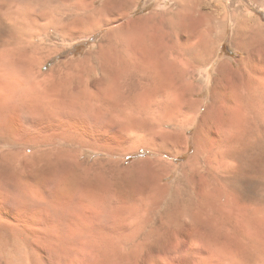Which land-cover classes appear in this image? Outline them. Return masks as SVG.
<instances>
[{
	"label": "rangeland",
	"instance_id": "1",
	"mask_svg": "<svg viewBox=\"0 0 264 264\" xmlns=\"http://www.w3.org/2000/svg\"><path fill=\"white\" fill-rule=\"evenodd\" d=\"M16 1L20 4L23 0ZM220 1L228 6L233 0ZM164 5V9L172 11L176 0H138L129 14L132 20L140 19L136 28L143 24L154 28L149 31L152 37L147 34L149 48L143 53L137 52V57L157 60L155 70L160 72L155 82L159 83L150 87L145 86L151 76L147 70L138 69L126 74V78H117L112 67L97 61L101 43L106 45L104 38L109 28L63 40L57 27L43 22L39 28L47 40L43 45L44 54L51 56L41 73L46 78L45 83L35 86L31 84L34 73L31 65L24 63L26 57H20L17 52L14 25L0 13V83L14 78L20 83V89L11 97L0 94V132L7 123L1 117L6 106L10 109L14 105L24 130L36 124L43 127V134H52L51 143L39 149L65 151L49 155L50 165L42 174L41 189L33 187V193L24 200H4L0 194V227L5 230V237L0 241V264H12L13 257L17 259L15 264H84V260L88 264H148L155 255L168 264V254L177 258L174 254L187 240L182 226L191 220L183 213L186 205L192 206L198 220L202 219L198 223L206 237L199 245L190 247L197 252H207V256L199 257L203 264H264V55L253 53L239 61L243 56L234 48L233 40L237 24L231 19L227 29L224 28L215 56L204 68L194 70V76L199 78L194 84L205 89L203 96L196 100L203 99L204 107L209 102L223 105L229 121L217 120L215 110L214 120L219 126L214 127V120L207 119L200 110L192 128L182 134L178 120L187 103L183 72L190 61L188 49L198 46L202 27L189 14L183 15L176 25L162 21L154 13L164 10ZM39 7L36 6L40 10ZM230 7L228 12L237 13L244 20L255 19L247 6L234 1ZM250 26L253 31L254 24L250 22ZM116 34L122 55L130 60L132 52L127 49L132 48L133 39L128 38L125 31ZM108 52L105 49L102 54L109 58ZM88 57H91V69L80 70L78 79L80 76L81 80H86L91 91L95 90L96 80L104 79L102 88L108 91L104 94H109L104 96L110 100L98 102L102 99L96 100L87 91L83 95L88 94V98L78 95L79 101L72 105L77 108L67 113L68 105L62 104L67 98L65 95L68 90L75 94L79 88L72 80L74 75L66 73L72 68L71 61ZM162 60L168 67L160 63ZM224 61L232 63L239 74L228 77L220 68ZM102 64L110 70L101 68ZM161 71L164 74L159 76ZM31 85L36 91H30ZM60 91L66 93L64 98ZM68 93L71 95L70 91ZM40 100L45 103L42 105ZM67 102L72 104L70 100ZM35 103L45 104L44 108L48 103L53 110L40 112L36 108L34 111ZM38 111L44 114L33 116ZM51 111L54 112L51 114ZM50 114L51 119L47 117ZM2 132L1 138L5 134ZM25 135L19 137L23 144ZM133 135L138 136L134 148L141 149L124 159L131 145L122 144L120 140ZM167 147L174 151L183 149L185 153L173 158L168 155ZM22 148L18 159L8 157L10 147L0 143V167L19 168L17 170L26 167L32 179L36 174L30 171V165L40 163L42 157L36 154L38 148L30 142ZM196 153L201 163L199 173L188 167ZM149 158L170 166L172 177L167 182L172 185L168 190H158L150 182ZM71 173L77 176L75 188L68 198L60 200L57 196L60 181L63 183ZM65 185L64 182L62 186ZM89 188L92 202L86 198ZM180 192H183V200L175 196ZM100 227L110 230L100 232ZM14 242L21 244L22 249L14 248ZM5 243L11 245L5 248Z\"/></svg>",
	"mask_w": 264,
	"mask_h": 264
},
{
	"label": "bare ground",
	"instance_id": "2",
	"mask_svg": "<svg viewBox=\"0 0 264 264\" xmlns=\"http://www.w3.org/2000/svg\"><path fill=\"white\" fill-rule=\"evenodd\" d=\"M234 1L236 2V4L238 3L241 5H244L245 7L247 6V10H249L253 13V16L255 17V19L251 18V19L244 20L237 13L232 14V13L228 12L227 8L230 6H233ZM137 2H138V0H126L127 9H126V11H123L124 19H123L122 23H118V24L114 25L113 27H103L102 22L105 20V18L107 16L106 8L111 6L114 9L122 10V9H124V6H125L123 0H23L20 4H18L16 0H0V13L5 15V19L14 25L15 34L17 36V44L19 46L17 49V52L19 53L20 57H26L25 61L23 59L24 63H26L29 66L31 65L30 68L34 72L33 75H31V79H33V83H31V84H35V86H41L42 84L45 83L46 78H43L41 73H42L44 67H46V65L48 63L47 58L49 57V59H50V56H51L50 53L47 55L44 54V53H46L44 51L46 48L44 49L43 45L46 43L47 40L45 38H43V36H42L43 34L40 31L41 27L39 28L40 22H43L45 25L57 27L59 30L58 31L59 35L61 36V38H63V40L68 39L67 37H68L69 33H71L75 38H79V37H83L85 35H88L91 32L97 31V30L109 28L108 29L109 31L104 38V40L106 41V45H102V43H101L100 50H99L100 52L98 51L99 57L97 58L98 59L97 61L98 62H104L110 68L112 67V69H114L116 71L117 75L115 74L116 76L115 75L114 76L117 78H122V77L126 78V74H128L130 72H136L138 69H140L142 71L147 70L148 72H150L149 74L151 76L149 78L147 77L148 81L146 82L145 86L150 87L149 85H152L153 83L155 84L157 82V81L155 82V80H158V79H156L157 78L156 76L159 74L160 71L155 70V67H157V60L155 59L156 61H154V58L152 60V59H149L148 57H141V58L137 57V52H140V51L142 52L145 49L149 48V44H150L149 39L150 38L149 39L147 38V34L150 35L151 34L149 32L150 29L152 28V30H151V32H152L154 28L151 27L150 25L146 26L145 24H143L142 27L139 26L138 28H136V26L139 23L138 21H140V19L137 21V20H132L129 18V14ZM36 6H41V7H39L40 10L37 9ZM165 6L166 5L163 6V9ZM234 11L237 12V10H234ZM1 14H0V16H2ZM185 14H189L190 15L189 17H191L193 19L195 18L199 22V24L202 27V32L199 34L198 46L193 48L200 55V63L194 65L192 63L191 59L188 58L190 60L188 63V67H187L186 71L183 72V74L186 78V80H185L186 82L184 85L185 87L183 90L184 101H185V103L186 102L187 103L189 102V103H188V105H187V103L184 104V105H186L185 110H183V114L180 115L181 119L179 118V120H178L179 123L181 122L179 127L182 131V134L185 133L187 130H190L192 128V126L194 125L193 123H195V118H196L197 114L205 105V101L203 99L196 100V98H201L203 96L205 89L202 86L194 84V82L199 79V78H197V76L196 77L194 76V74H195L194 70L197 71L199 69L204 68L207 65V63L209 62V60L215 56V52L217 50V45L219 44V42L222 38L224 28L228 27V23L231 19L233 21H235V23L237 24V29H236L235 36H234L233 40H234V43L236 46L234 48H236V51H238L243 56L242 59L239 61H243L244 57L245 58L247 56L249 57L253 53L254 54L257 53L259 55H264V26L262 24L263 19L261 17V14H264V0H233L228 6L225 4L223 6L220 0H176V8L173 9L172 11L164 9V10H159L158 12L154 13V15H156L157 18H160L164 22H166V20H168L174 25H176V23H178L182 19L183 15H185ZM257 15H259L258 18H256ZM148 20H151V19H148ZM250 22L253 23L255 26L253 31H251ZM119 31H125L128 38L133 39L134 43H133L132 48L129 47L127 49V51L131 50L130 52H132L130 54V56L132 57L130 60L126 59L125 55L124 56L122 55L121 49L119 48L120 47V41L118 40V36L116 34ZM234 43H233V45H234ZM103 44H104V41H103ZM105 49L109 50V52L107 53L109 58L106 57V54H102ZM188 50L190 51L191 47ZM141 56H143V55L141 54ZM95 57H96V55H95ZM90 58L91 57H88L87 59H85L83 61L82 60L71 61L72 68L69 71H67L66 74L67 75H74L72 80L74 79V81H76V83H77L76 86L79 89H77V91H75V94L73 93V91L71 92V90H68V91H70L71 95L66 90L67 95H69V96L65 95L66 93H62L60 91L61 92L60 94H62V98H64L63 97L64 95H65V97H67L65 100L62 99V100H64V103L62 102V104H64L65 106L66 105L70 106V108H68V106H66V108L68 110H65V111H67V113H70V110H73V108H74V106L72 107V105H76L75 102L79 101V98L76 99V97L78 95L82 96L83 94H86L89 92L90 96H94L96 98V100H98V99H101V98H98L100 96V94H99L100 91H102L103 94H104V91H107L106 88L103 91L104 87H103V84L101 81H105L104 79L96 80L94 82L95 83V87H94L95 90L94 91H91L88 89L86 80H84V81L81 80L80 76L78 79V75L80 74V70H82L81 72H83L85 69H91V67H90L91 65L89 64L90 60H91ZM160 63H162V65L165 64V63H163V60ZM106 64H102L101 68H103V65H106ZM98 65H100V64L98 63ZM166 65H164V66H166ZM92 67H93V65H92ZM107 67H106V71L110 70V69H107ZM167 67H168V65H167ZM221 67L226 72V75L228 74L227 75L228 77L235 76L236 74H239L236 69H233L232 63H230L228 61L222 62V64L220 65V68ZM96 68H98V67H96ZM152 69H153V71H152ZM93 71L95 72L94 69H93ZM106 71H104V72H106ZM162 74H164L163 71H161L159 76H161ZM110 75H111V72H110ZM146 76H148V75H146ZM193 76H194V78H193ZM159 78L161 79V77H159ZM82 79H83V77H82ZM161 81H162V79H161ZM161 81H160V83H161ZM83 82H85L86 84L84 85ZM157 83H159V82H157ZM18 86H20V83L15 78H14V80L1 82L0 83V94L6 95V98L9 96L11 97V95L17 91ZM31 86L33 87V85H31ZM35 88L36 87H33V89H31L30 91H34ZM18 89H20V88H18ZM72 90H74V89H72ZM78 90H79V92H78ZM83 90H85V91H83ZM76 92H78V93H76ZM28 93H29V91H28ZM106 93L104 95H106ZM29 95L30 94H28V97H30V99H31V96H29ZM87 95H86V97L88 98L89 95L88 96ZM107 95H109V94L107 93ZM112 96H113V94H112ZM112 96L111 97L106 96V98L107 97L112 98ZM86 97L84 96L83 98H86ZM94 97H91L92 98L91 100H95ZM68 98H69L70 102H72V104H67L68 103L67 101H69V100H67ZM105 100L108 101L110 99L107 100V99H105V96H104V99L99 100L98 102H101V101L105 102ZM43 102H44V100H43ZM43 102L40 100V103L42 105H43ZM50 102H51V105L54 104L53 106L55 107L56 104L52 101H50ZM103 102H101V103H103ZM40 103H38V104L35 103V105H34L35 108H33L34 111L39 110L40 112H44V109H45V111L46 110L47 111L53 110V108L51 106L47 105L49 102L46 103L45 108H44L45 104H44V106H42ZM30 105H32V103ZM38 105L40 106V108ZM6 107L7 108H5L4 113L2 112L3 115L1 114L2 115L1 117H4L3 119L6 120L5 122H7L6 126L2 130L3 132L1 131L2 134H4V133L5 134H4V137H2V138L0 136V143H4L8 147H10L6 156L9 157V155H11V156H14L15 158H17L19 156V153L21 152V150H23V148H22L23 145L30 142L31 146H34V148H38L36 154H39L42 157L40 163H38L36 161L38 164L33 165V166L30 165V168H29L30 171H32L33 173L36 174V175H34V177L32 179H31L30 173H28L27 169H25L26 167L24 169H20V170H17L19 168L16 169L14 167L9 168V169H3L0 167V188L7 190L10 187L11 189L16 190V192H18V193L25 194V195H16V194L9 193V194H3V197L2 196L1 197L4 200H5V198L6 199L14 198V200H24L27 195H29L30 193H33L32 192L33 187H35L36 189H38V188L41 189V187H42L41 183L43 180L42 174L48 170V167L50 165V163L48 161L49 155H51L52 153H56V152L63 153L65 151L62 148H60V149L51 148V149H44V150L39 149L41 146H45V145H48L51 143L50 141L53 140L52 134H50V135H47V133H45L46 135L43 134V127H40V125L38 126L36 124L31 129L24 130L22 125H21V122L18 118L19 115L17 114L16 109H14L15 106L14 105L11 106L10 109L8 106H6ZM47 107L52 108V109H47ZM97 107H98V105H97ZM36 108H37V110H35ZM76 108H74V109H76ZM39 111L35 112L34 113L35 115L33 114V116H37V114L40 113ZM226 111H225V108L223 105L218 104V108L216 109V112H217L216 116L218 118L217 120L222 119V118L224 120V118L227 116V115H225ZM0 112H1V110H0ZM53 112L51 111V114ZM101 112H103V111H101ZM47 113H50V112H47ZM43 114L40 113L39 115H43ZM51 114H50V117L47 115V117L50 119L52 118ZM224 115H225V117H223ZM38 117L40 118L41 116H38ZM62 119H63V117H62ZM77 119H78V117H77ZM226 119L228 122L229 121L228 118H226ZM72 120H73V118H72ZM217 120H216V122H217ZM39 124H41V122ZM213 124H214V127L215 126L217 127L219 122L216 125L215 120H214ZM0 127H1V125H0ZM22 134H24V135L26 134L25 137L27 136V138L24 142L25 144L20 142L21 139L19 137H21L20 135H22ZM136 135H133L131 138H127V137L123 138L122 137V139L120 140V143H122V144L131 145V148H129V150L127 148V150H126L127 154H125L124 159L128 155H131L135 152L140 151L141 148L135 149L134 148L135 146H133V144H135L138 141V136H136ZM184 137L182 139H184ZM19 139H20V141H19ZM172 142H174V141H171V143ZM170 146H171V144L169 145V147ZM170 148H172V147H170ZM170 148L167 147L166 149L168 150L167 151L168 155H170L173 158L178 157L179 155L185 153L184 152L185 150H183V149L174 151ZM262 148L264 149V142L262 144ZM157 149H158V147H157ZM21 153H23V152H21ZM147 162L151 166V168L148 170V174H147L150 182L153 185H155V187L158 190H161V191L162 190L163 191L168 190L172 185V184L167 182L172 177L171 172H170L171 171L170 166L168 164L163 163L159 159L149 158ZM188 163H189L188 167H191L196 173L200 172L201 163H200V160L198 158L197 153L194 154L190 158ZM247 170H249V169L247 168ZM76 180H77L76 174L71 173L70 175H67V177L64 179V182L67 185L62 186V184L64 182L62 183V181H60V186H59L60 189L57 192V196L58 197L60 196V200L63 198H68L72 194V192L75 188V185H76ZM32 181L34 182L35 185H31ZM180 191H182V190L180 189ZM38 194H39V192H38ZM185 194L187 195L188 193H185ZM39 196H40V194H39ZM175 196L177 198L181 199L183 197V192L182 193L180 192L179 195H175ZM86 198L90 202H92V200H93L90 188L88 190V194H87ZM182 200H183V198H182ZM183 209H184L183 213L187 217H190V219H191L190 221L184 222L182 225L184 227V237L189 241L190 245L197 246L203 241V238L206 237V233L202 232V231H205V230H203L204 228L199 227V223H198L202 219H200V220L197 219L198 215L194 213L192 206L186 205V207L185 208L183 207ZM4 212H5V210H4ZM2 221L5 222L4 219H2ZM248 225L250 226V224H248ZM12 244H13L14 248H17L19 250L22 249L21 244H19V243L15 244V242ZM4 245H5L4 246L5 248H8L7 246H9L11 244L5 243ZM6 251L8 253L10 252L9 249H7ZM228 257H230V256H228ZM16 261H17V259L15 257H13V260H10V263L15 264ZM148 264H164V263L162 261V258L159 255H155V256H153V258L150 259V262Z\"/></svg>",
	"mask_w": 264,
	"mask_h": 264
},
{
	"label": "snow or ice",
	"instance_id": "3",
	"mask_svg": "<svg viewBox=\"0 0 264 264\" xmlns=\"http://www.w3.org/2000/svg\"><path fill=\"white\" fill-rule=\"evenodd\" d=\"M123 2L125 6H124V9L122 10L114 9L111 6L106 8L107 16L105 20L102 22L103 27H113L114 25L118 23H122L124 19L123 11H126L127 9L126 0H123ZM67 38L74 39L75 37L71 33H69ZM188 55L194 65L200 63V55L197 53L196 50L191 49ZM99 94L101 96V99H104L103 92L100 91ZM217 108L218 106L209 102L206 107L201 109V114H204L207 119L213 122L214 116H215V110ZM9 193L16 194V195H25V194L16 192V190L11 189L10 187L7 190L0 188V194H9ZM53 212L55 213L56 210H53ZM109 230H110L109 228H105V227H100L98 229V231L100 232H105ZM4 237H5V230L2 227H0V241H2ZM174 255L177 258H172L173 256L172 253L168 254V264H203V261L200 260L199 257L207 256V252H204V251L197 252V250L190 247L189 241L186 240L182 245L179 246L178 250L176 251ZM84 264H88L87 260H84Z\"/></svg>",
	"mask_w": 264,
	"mask_h": 264
}]
</instances>
